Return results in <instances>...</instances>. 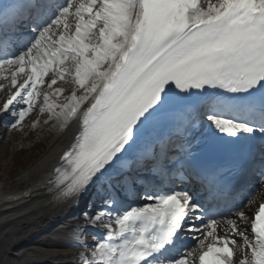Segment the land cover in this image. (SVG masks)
<instances>
[{"label":"snow or ice","instance_id":"6c2138e0","mask_svg":"<svg viewBox=\"0 0 264 264\" xmlns=\"http://www.w3.org/2000/svg\"><path fill=\"white\" fill-rule=\"evenodd\" d=\"M0 53V78L15 89L2 110L23 105L11 127L37 104L65 128L80 119L50 181L58 202L148 158L146 134L166 120L186 132L204 117L209 149L216 132L264 137V0H6ZM6 68H15L10 78ZM58 81L70 90L63 102ZM215 176H204L207 201L150 184L137 192L125 178L123 199L110 198L89 218L107 231L85 264H264V204L249 219L245 205L229 201L217 219L211 202L227 199V190ZM130 197L143 203L132 206Z\"/></svg>","mask_w":264,"mask_h":264},{"label":"bare ground","instance_id":"6f19581e","mask_svg":"<svg viewBox=\"0 0 264 264\" xmlns=\"http://www.w3.org/2000/svg\"><path fill=\"white\" fill-rule=\"evenodd\" d=\"M0 84L4 86L0 95L6 96L7 100L12 89L9 80L1 78ZM67 91L69 92V86ZM39 117L41 116L34 118V126L40 133L46 131L45 138L50 140L49 146L37 161L20 174L18 186L10 188L16 190L19 196L16 197L12 193L3 195L1 183L7 178L0 177V264H34L33 261L44 262L76 255L75 250L60 248L61 245L51 239L53 236L64 234L65 226L71 222L68 220V214L81 196L55 202L52 196L45 194L42 186L47 175L59 163L60 155L69 144L70 134L75 131L77 123H71L65 128L55 119ZM25 129H28V126ZM18 134L21 133L17 132L13 137ZM9 135L6 129L2 139H8ZM22 139L25 141L26 138ZM22 183L25 184L24 188L20 187ZM8 208L9 211L3 212ZM219 233L224 234L221 228ZM239 259L240 253H237L236 260Z\"/></svg>","mask_w":264,"mask_h":264},{"label":"rangeland","instance_id":"374dc122","mask_svg":"<svg viewBox=\"0 0 264 264\" xmlns=\"http://www.w3.org/2000/svg\"><path fill=\"white\" fill-rule=\"evenodd\" d=\"M33 125V122L31 123ZM42 138L39 134H35V139L33 140H27L26 145H32L36 141H39ZM23 144V146H25ZM22 145L19 138L15 142H11L7 150H4L3 144H0V176L6 177L11 172H14L13 168L17 167L23 161H28V164H31L37 156H39V153L41 152L38 149H31V150H25L20 153L14 154L16 149ZM27 148V147H26ZM23 160V161H22ZM15 181H13L12 177L9 178L8 184H13Z\"/></svg>","mask_w":264,"mask_h":264}]
</instances>
